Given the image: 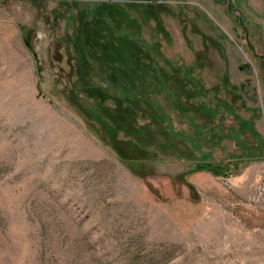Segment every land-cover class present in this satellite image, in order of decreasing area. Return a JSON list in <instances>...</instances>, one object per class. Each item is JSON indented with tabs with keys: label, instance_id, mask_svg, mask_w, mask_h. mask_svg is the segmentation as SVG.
<instances>
[{
	"label": "rangeland",
	"instance_id": "obj_1",
	"mask_svg": "<svg viewBox=\"0 0 264 264\" xmlns=\"http://www.w3.org/2000/svg\"><path fill=\"white\" fill-rule=\"evenodd\" d=\"M0 264H264V0H0Z\"/></svg>",
	"mask_w": 264,
	"mask_h": 264
}]
</instances>
